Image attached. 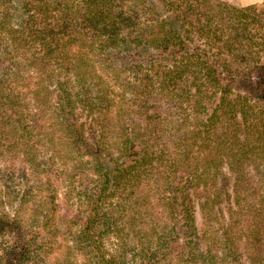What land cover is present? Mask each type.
<instances>
[{"label":"trees","instance_id":"1","mask_svg":"<svg viewBox=\"0 0 264 264\" xmlns=\"http://www.w3.org/2000/svg\"><path fill=\"white\" fill-rule=\"evenodd\" d=\"M0 159L34 180L4 193L19 205L0 214V264H40L62 229L85 264H264V12L0 0ZM58 160L92 176L72 216Z\"/></svg>","mask_w":264,"mask_h":264},{"label":"rangeland","instance_id":"2","mask_svg":"<svg viewBox=\"0 0 264 264\" xmlns=\"http://www.w3.org/2000/svg\"><path fill=\"white\" fill-rule=\"evenodd\" d=\"M227 1L241 7L256 5L259 11L264 12V0H227ZM5 161H6L5 159H0V198L3 197V199L0 200V214L4 212L2 210L3 208L6 212L15 214L14 212L17 206L19 205L15 202L18 201H15L14 203H12L13 205H10L8 203V199L6 200L4 197L5 191L15 192L16 196H18L19 193H21L25 189H28V188H20L22 185H20L19 182L20 181L23 182V180L27 182V180L29 179L30 183L33 184L34 180L29 176L28 173L22 174L20 172L14 178H12L11 175H7L8 174L6 173L7 170L4 169ZM15 164L19 165L20 163L17 161ZM51 169H52V176L55 182V186L59 188L58 191L59 195L56 199V204L60 206L59 208L60 215L72 216L76 214L78 211V205L75 195L78 194L79 192L88 191L94 188V185L92 183V176L89 172H85V171L77 175L76 172H71L70 165H64L59 160L57 161V164H55ZM4 174H6L5 176L6 178H4L3 176ZM71 182L74 184L73 185L74 187L71 188L73 197L72 199H69L68 197L65 196V193L67 192V188L68 186H70ZM44 189L42 188V190H40L35 188L37 193L31 194L29 197L30 202H27V204L29 205L28 206L29 210L32 206L34 207L40 206L39 210L41 211L46 209L47 206L46 200L39 198L40 196H44L47 194V192H45ZM38 191H40V193H38ZM67 201H69V203H67ZM156 212L161 214V212L159 211ZM22 215L23 217L24 216L26 217V222H29L30 224L32 223L33 219L29 221L31 217L29 216L30 213L28 211L23 212ZM197 217H198L197 219L198 226L202 227L203 226L202 215L200 213H197ZM150 222H151L150 218L146 219L143 222H138V226H137L138 230H143L144 232H147L146 229L150 227L147 226L148 225L147 223ZM74 228L76 229L77 226H74ZM31 230L33 232H37L36 235H38L37 236L38 242L43 239L44 235L41 232L36 231L38 230L37 225L36 227H31ZM63 230L64 229H62V233L59 234L58 237H56L55 242L57 243L52 247V250L45 254H42L39 257V259H37V262H39L40 264H57V262H59V264H68L67 263L68 260L72 264H85L84 263L85 256L82 255V251H76L73 249L72 250V253L74 251L73 255L72 256L70 255V257L67 256L68 250H66V247L73 245V236L70 235L69 233L64 232ZM1 243L3 244L5 243V241H2ZM80 255H82V257ZM129 256L130 255L128 254V258L130 259L131 257Z\"/></svg>","mask_w":264,"mask_h":264}]
</instances>
